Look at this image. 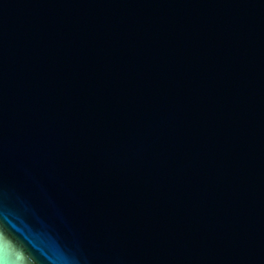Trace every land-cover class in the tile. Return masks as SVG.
<instances>
[{"label":"water","instance_id":"1","mask_svg":"<svg viewBox=\"0 0 264 264\" xmlns=\"http://www.w3.org/2000/svg\"><path fill=\"white\" fill-rule=\"evenodd\" d=\"M0 264H264V0H0Z\"/></svg>","mask_w":264,"mask_h":264}]
</instances>
